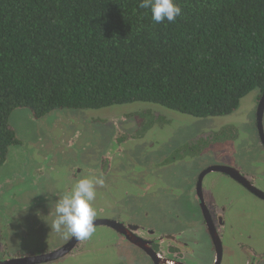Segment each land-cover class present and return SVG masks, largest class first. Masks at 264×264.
Segmentation results:
<instances>
[{"label": "rangeland", "instance_id": "obj_1", "mask_svg": "<svg viewBox=\"0 0 264 264\" xmlns=\"http://www.w3.org/2000/svg\"><path fill=\"white\" fill-rule=\"evenodd\" d=\"M260 97L254 90L231 115L203 119L144 103L99 110L57 109L40 119L27 109L12 111L9 126L21 145L9 148L0 167V258L60 248L70 236L51 230L55 202L79 179L95 177L87 170L98 172L107 157L110 169L106 168L105 183L96 187L93 201L96 216L121 212L122 220L158 234L192 228L184 240L197 259L210 258L212 245L196 206L194 183L211 164L231 161L264 191V150L256 127ZM153 119L174 123L159 126ZM231 125L236 132L233 144L206 143L210 147L195 157L203 144L190 145L185 147L187 158L172 160L176 150L199 132L209 138ZM262 126L264 131V114ZM116 135L122 138L116 140ZM74 169L83 175L72 179ZM203 187L204 194L209 189L211 198L228 207L223 264H245L237 243L264 252V201L216 172L204 178ZM179 210L183 219L193 215L192 221L183 223ZM40 264L152 263L140 249L100 226L81 251ZM257 264H264V257Z\"/></svg>", "mask_w": 264, "mask_h": 264}, {"label": "trees", "instance_id": "obj_2", "mask_svg": "<svg viewBox=\"0 0 264 264\" xmlns=\"http://www.w3.org/2000/svg\"><path fill=\"white\" fill-rule=\"evenodd\" d=\"M140 0H0V167L20 146L9 116L153 104L194 118L264 90V0H175L155 23Z\"/></svg>", "mask_w": 264, "mask_h": 264}, {"label": "flooded vegetation", "instance_id": "obj_3", "mask_svg": "<svg viewBox=\"0 0 264 264\" xmlns=\"http://www.w3.org/2000/svg\"><path fill=\"white\" fill-rule=\"evenodd\" d=\"M154 120H155V123L159 126H163L164 124H167V123H174L170 121H165V122L161 121L160 123H158L159 121H156L157 119H153L151 120V122ZM232 126L233 125L229 127L226 126V128L214 132L212 136H210L209 138L206 135L199 132L195 138L191 139L188 143L179 147L176 150V153H177V156L175 157L176 159L173 158L172 160L180 161V160L187 158L188 153L185 150V147L190 146V145L199 147V144H203L202 147H199L200 149L199 152L193 155V157H195V156H199L201 152L207 149L208 148L207 146H209V144L210 146L211 144L216 145L219 142L223 144H230V145L233 144L236 141L235 140L236 132L232 129L233 128ZM256 127H257V122H256ZM262 130H263V126H262ZM257 131H258V127H257ZM263 135H264V131H263ZM258 137H259L260 145L264 150V140L260 136L259 131H258ZM117 138H122V137L116 135V140ZM206 143H209V144H206ZM110 161H111L110 157L104 158L102 161L101 170L98 169V172L96 173H90V171L87 170V173L95 175V177L101 176V175L104 177L108 172L106 168L110 169V165H109ZM217 167L219 168L225 167V168H229V169L237 171L239 174L237 175L238 179L234 178L233 176L229 174H226L220 171H210L206 173L205 175L201 176L206 170L210 168H217ZM235 167L236 166L233 165L231 161L230 163L211 164L210 166L205 168V170H203V173L198 175L194 183V194H195L196 206L199 211V216H200L202 225L204 226L206 233H207V237H209L211 245H212L210 258H206L204 260L197 259L193 250L189 248L188 246L189 242L187 240H184V236L188 234L189 232H191L192 228L176 230L170 234L169 233L168 234H158L154 232L151 228L142 227L138 224H134V223H130V222L122 220L123 218H122L121 212H117V213L112 212V213H109V215L106 217H101L99 215V216H96L94 220V222H102V223L105 221L114 222L116 223L117 229L111 226H106L104 224L96 225L95 227L97 228L100 226H104L112 230L113 233L118 236L120 241L127 242L128 244L140 249L146 255L144 250L140 248L139 246H136V244H134L132 240V239H136V240L138 239V242L148 245L150 250H153L155 252L156 258L158 260V264H223L225 251H226V249H224L226 245H224V242H223L224 232H225L224 226L226 223V219L228 218V215H229V212L227 210L228 207L225 204L221 205L217 203L213 198H211L212 197L211 191L209 189H208V192L204 194L205 193V189L203 187L204 178L209 173H214V172L226 175L231 180L238 183L246 192L264 201L263 198L259 197L256 193L252 191V189H256L264 194V191L259 189L254 184V178L251 176H248L247 173H245L244 171L238 170ZM82 175H83L82 173H76L75 169L71 171L72 179H77L78 177H81ZM200 177H201V180H200ZM181 214H182L181 210H179V216H181ZM190 219H193V215L184 217V219L181 216V220L183 221V223H190L192 221ZM69 236L70 237H68V240L64 244H62L60 248L56 250L61 249L62 247L67 245L72 240L73 236L71 234H69ZM214 241H216V243H214ZM88 242H89V238L86 240L75 241L74 246L72 247L71 251L67 254V256L72 255L75 252L81 251L85 246H87ZM237 247H239V249L242 250L245 256V260H244L245 264H257L259 257L260 256L264 257V252H260L258 250L256 251L255 248L253 250L249 246L243 243H237ZM54 251L53 250L43 251L42 253H38L32 256L48 254ZM18 257H25V256L19 255V256L9 257L8 255H4V257L0 258V261H7L11 258H18ZM148 259L151 261L152 264H154L151 258L148 257Z\"/></svg>", "mask_w": 264, "mask_h": 264}, {"label": "clouds", "instance_id": "obj_4", "mask_svg": "<svg viewBox=\"0 0 264 264\" xmlns=\"http://www.w3.org/2000/svg\"><path fill=\"white\" fill-rule=\"evenodd\" d=\"M138 7L148 9L151 19L159 24L167 20L175 22L182 8L175 0H140ZM105 183L103 176L83 177L70 190L55 202V219L51 230L71 234L77 240H86L95 231L94 220L97 215L93 207L96 187Z\"/></svg>", "mask_w": 264, "mask_h": 264}, {"label": "water", "instance_id": "obj_5", "mask_svg": "<svg viewBox=\"0 0 264 264\" xmlns=\"http://www.w3.org/2000/svg\"><path fill=\"white\" fill-rule=\"evenodd\" d=\"M257 114H256V120H257V127H258V131L260 136L262 137V139L264 140V135H263V130H262V118H263V112H264V90L261 93V97L260 100L258 102L257 105V110H256ZM210 171H220V172H224L226 174H229L231 176H233L234 178L238 179V172L229 168H210L208 170H206L201 176L205 175L206 173L210 172ZM201 180V177H200ZM252 191L254 193H256L259 197L264 199V194L261 193L260 191L256 190V189H252ZM100 224H104L106 226H111L115 229H117L116 227V223L114 222H109V221H105V222H94V225H100ZM119 230V229H118ZM134 244H136V246H139L140 248H142L144 250V252L146 253V255L151 258V260L153 261L154 264H158V260L156 258V254L153 250H150V248L148 247V245L143 244L141 242H138V239H132ZM75 241H77L76 238H72V240L65 245L64 247H62L59 250H56L54 252L48 253V254H43V255H37V256H25V257H18V258H11L7 261H0V264H40V263H47V262H51L54 260H57L59 258L64 257L65 255H67L72 247L74 246ZM214 243H216V241H214Z\"/></svg>", "mask_w": 264, "mask_h": 264}]
</instances>
